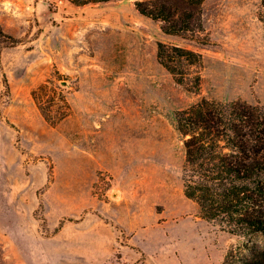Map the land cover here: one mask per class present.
Wrapping results in <instances>:
<instances>
[{
	"label": "rangeland",
	"instance_id": "374dc122",
	"mask_svg": "<svg viewBox=\"0 0 264 264\" xmlns=\"http://www.w3.org/2000/svg\"><path fill=\"white\" fill-rule=\"evenodd\" d=\"M261 2L205 0L200 42L163 32L134 0H0V264H95L94 254L67 256L66 248L99 206L128 227L138 216L153 246L169 223L183 264H223L244 238L231 243L206 221L205 249L188 241L201 214L184 194L176 114L204 97L264 104ZM159 41L203 54L198 90L159 62ZM57 69L72 111L51 124L32 90ZM120 257L117 250L104 264Z\"/></svg>",
	"mask_w": 264,
	"mask_h": 264
},
{
	"label": "trees",
	"instance_id": "16d2710c",
	"mask_svg": "<svg viewBox=\"0 0 264 264\" xmlns=\"http://www.w3.org/2000/svg\"><path fill=\"white\" fill-rule=\"evenodd\" d=\"M84 5L111 0H70ZM205 0H134L143 15L162 22L163 32L203 41ZM264 26V0L259 8ZM159 62L178 83L194 90L202 82L203 54L179 44L159 41ZM32 90V97L51 124L70 115L72 106L58 69ZM177 127L186 152L184 194L202 218L244 238L230 247L223 264H264V104L246 100L202 98L178 110ZM256 237L261 236L258 240Z\"/></svg>",
	"mask_w": 264,
	"mask_h": 264
},
{
	"label": "crops",
	"instance_id": "0c3cea01",
	"mask_svg": "<svg viewBox=\"0 0 264 264\" xmlns=\"http://www.w3.org/2000/svg\"><path fill=\"white\" fill-rule=\"evenodd\" d=\"M97 213L92 216H85L81 221L78 222V231L74 234L70 243L75 244L69 251L67 249V256L75 255H91L94 254L97 258L95 264H104L107 260L114 257L117 250L122 253L118 264H183L181 256L176 253V245L174 237L177 235H170V229H163L159 225L166 235L156 246H153L154 238L150 236L148 230H145L144 225H139V218L136 217L128 227L123 223L118 222L112 215L104 210V206H99ZM110 217L107 218V214ZM107 215V216H106ZM210 223L208 220L197 216L193 219L196 230L188 232V241L192 247L202 246L206 247L205 239L202 238V231L199 228L202 227V223ZM182 221L175 220L173 223H181ZM183 224V222H182ZM181 224V225H182ZM124 231H122V229ZM168 230V231H167ZM124 233L126 242L121 243L119 239V233ZM187 232V231H186ZM64 230L60 231V234L65 236ZM122 233V234H123ZM200 236V239L196 238V235ZM231 243L235 241V234H232ZM193 237V238H190ZM192 239V240H191ZM152 240V241H150ZM216 252V251H215ZM213 250L207 251V256L211 258L213 256ZM164 261V262H163ZM68 264V263H64Z\"/></svg>",
	"mask_w": 264,
	"mask_h": 264
}]
</instances>
